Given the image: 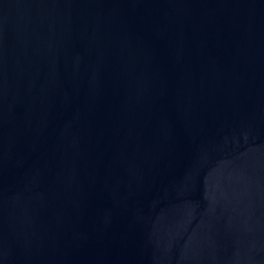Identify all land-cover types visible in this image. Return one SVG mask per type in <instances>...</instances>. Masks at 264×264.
<instances>
[{
	"label": "water",
	"instance_id": "1",
	"mask_svg": "<svg viewBox=\"0 0 264 264\" xmlns=\"http://www.w3.org/2000/svg\"><path fill=\"white\" fill-rule=\"evenodd\" d=\"M0 264H264V0H0Z\"/></svg>",
	"mask_w": 264,
	"mask_h": 264
}]
</instances>
